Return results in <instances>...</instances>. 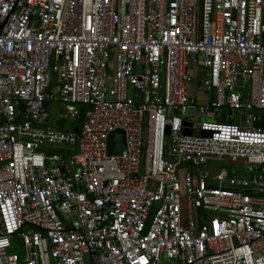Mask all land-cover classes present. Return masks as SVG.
I'll return each mask as SVG.
<instances>
[{"label": "built area", "instance_id": "built-area-1", "mask_svg": "<svg viewBox=\"0 0 264 264\" xmlns=\"http://www.w3.org/2000/svg\"><path fill=\"white\" fill-rule=\"evenodd\" d=\"M0 264H264V0H0Z\"/></svg>", "mask_w": 264, "mask_h": 264}, {"label": "rangeland", "instance_id": "rangeland-1", "mask_svg": "<svg viewBox=\"0 0 264 264\" xmlns=\"http://www.w3.org/2000/svg\"><path fill=\"white\" fill-rule=\"evenodd\" d=\"M198 91L199 90L197 89L196 81L194 80L189 92H190V94L197 95ZM207 95H211V94L207 93ZM49 108H50V122H51V124L58 123L61 126H63V125L70 126V125H72V124H74L76 122L75 119L74 120L73 119H67L66 121H62V120L58 119V116L60 114V108H61V106L58 103H51L49 105ZM201 119H204V118H202V117H198L197 118V120H201ZM208 168L210 170L211 169L214 170L213 174H217L218 172H220L222 170H225L227 175L230 174V170H229L230 167L227 164V162H225V161L214 162L213 164L211 163L210 165H208ZM244 172H245V170H244ZM194 213H196V212H194ZM12 251H19V246L18 245L11 246V248L9 249L8 252H12Z\"/></svg>", "mask_w": 264, "mask_h": 264}, {"label": "water", "instance_id": "water-1", "mask_svg": "<svg viewBox=\"0 0 264 264\" xmlns=\"http://www.w3.org/2000/svg\"><path fill=\"white\" fill-rule=\"evenodd\" d=\"M184 125H191L189 122H184ZM184 133L191 134L192 131L189 129H184ZM168 133V129L166 131ZM208 132H203V134H207ZM125 145V137L124 132L120 129L114 130L110 133L108 138V153L114 154L121 152L124 149Z\"/></svg>", "mask_w": 264, "mask_h": 264}, {"label": "crops", "instance_id": "crops-1", "mask_svg": "<svg viewBox=\"0 0 264 264\" xmlns=\"http://www.w3.org/2000/svg\"><path fill=\"white\" fill-rule=\"evenodd\" d=\"M195 96L201 102L207 100L210 97V95H207V92L205 90H202V89L199 90L197 92V95H195Z\"/></svg>", "mask_w": 264, "mask_h": 264}, {"label": "trees", "instance_id": "trees-1", "mask_svg": "<svg viewBox=\"0 0 264 264\" xmlns=\"http://www.w3.org/2000/svg\"><path fill=\"white\" fill-rule=\"evenodd\" d=\"M81 118H82V114L80 113V116H79V118H78V121L81 120ZM60 126H61V125H60Z\"/></svg>", "mask_w": 264, "mask_h": 264}]
</instances>
